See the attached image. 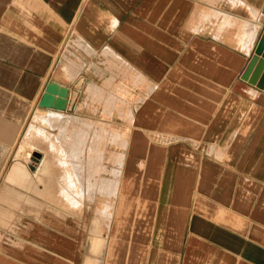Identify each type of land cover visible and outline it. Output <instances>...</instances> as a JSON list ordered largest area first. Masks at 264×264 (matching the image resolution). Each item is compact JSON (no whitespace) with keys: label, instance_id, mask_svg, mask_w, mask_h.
Masks as SVG:
<instances>
[{"label":"crops","instance_id":"crops-1","mask_svg":"<svg viewBox=\"0 0 264 264\" xmlns=\"http://www.w3.org/2000/svg\"><path fill=\"white\" fill-rule=\"evenodd\" d=\"M263 33L264 0H0V264H264ZM51 81L126 131L119 196L19 156Z\"/></svg>","mask_w":264,"mask_h":264},{"label":"rangeland","instance_id":"rangeland-1","mask_svg":"<svg viewBox=\"0 0 264 264\" xmlns=\"http://www.w3.org/2000/svg\"><path fill=\"white\" fill-rule=\"evenodd\" d=\"M38 109V107L34 108L33 115H35L24 126L15 149L19 151L21 145L26 147L27 152H33V150L37 149L44 154V159L46 160L47 158L46 161L52 160V164L55 165L57 159H60L66 173L70 170L71 179H77L79 176L78 179L80 181H87L88 179L90 180L91 175L97 174L95 178L98 181L96 191L108 197L119 196V188H116L119 185L118 179L101 177V175L104 176L106 166L115 169L119 168L123 159L121 153L124 147L120 138L121 136L124 138L126 131L122 132L120 126L106 124V120H112L110 110L106 112L104 109H97L96 123L79 124L78 119L74 121L72 118V109L65 113H62L64 111L56 113L55 110ZM58 132L61 133V140H57L56 134ZM27 134L32 137L30 138L31 145H27L25 142L24 138L27 137ZM12 159L10 164L16 163L15 156L12 155ZM44 159L42 158L41 162ZM23 160L26 161L25 155ZM28 163L34 166L37 165L32 161ZM118 174V171L114 172V176ZM75 176L76 178H74ZM133 191L131 193L135 195V190ZM97 208L98 212L103 211V207L100 205ZM104 208L109 220L108 227H111L114 219L115 204H107Z\"/></svg>","mask_w":264,"mask_h":264},{"label":"water","instance_id":"water-1","mask_svg":"<svg viewBox=\"0 0 264 264\" xmlns=\"http://www.w3.org/2000/svg\"><path fill=\"white\" fill-rule=\"evenodd\" d=\"M243 80L256 85L259 89L264 90V33L258 43L255 54L250 61L246 71L242 77ZM70 90L64 85L55 81L49 82L45 92L39 101L38 106L42 109H54L58 111H66L68 106ZM36 155V153H34ZM33 156L31 161L40 164L42 159ZM32 171H36L34 165L29 164Z\"/></svg>","mask_w":264,"mask_h":264},{"label":"bare ground","instance_id":"bare-ground-1","mask_svg":"<svg viewBox=\"0 0 264 264\" xmlns=\"http://www.w3.org/2000/svg\"><path fill=\"white\" fill-rule=\"evenodd\" d=\"M61 85H62V84H61ZM42 110H43V109H42ZM47 110H54V109H47ZM55 111H56V113H57V112H61V111H58V110H55ZM53 112H54V111H53ZM30 138H32V137L30 136V134H28L27 137H26V139H25V142H26L27 145H28V144L31 145V143H30ZM24 145H25V144H24ZM28 151H29V150H28ZM34 153H36V155H35ZM22 154H23V155H22ZM15 155H16V154H15ZM24 155H25V160H26L27 162L31 161V159H32V157H33L34 155L36 156V158H38V159H40V160H41L42 158H44V154H42L41 151L35 149V150H33V152H27L26 147H24V146L21 145V148H20V151H19V156H23L22 159H24ZM16 159H17V158H16ZM43 163L46 164L47 161L44 159ZM15 164H16V165H15V167L13 168L12 173H11V178H12V177L14 178V177L20 175V174H18V169H19V166L22 165V163H21V162H17V163H15ZM15 172H17V173H15ZM116 188H118V186H117Z\"/></svg>","mask_w":264,"mask_h":264}]
</instances>
